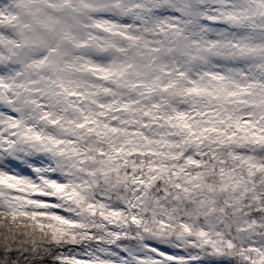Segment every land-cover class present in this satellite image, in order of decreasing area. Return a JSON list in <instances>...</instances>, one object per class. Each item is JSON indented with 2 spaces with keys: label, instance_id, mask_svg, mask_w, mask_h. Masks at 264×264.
Segmentation results:
<instances>
[{
  "label": "snow or ice",
  "instance_id": "snow-or-ice-1",
  "mask_svg": "<svg viewBox=\"0 0 264 264\" xmlns=\"http://www.w3.org/2000/svg\"><path fill=\"white\" fill-rule=\"evenodd\" d=\"M0 264H264V0H0Z\"/></svg>",
  "mask_w": 264,
  "mask_h": 264
}]
</instances>
